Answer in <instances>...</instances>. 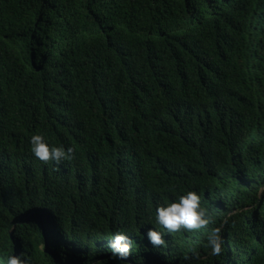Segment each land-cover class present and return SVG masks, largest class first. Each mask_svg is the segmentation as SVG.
Listing matches in <instances>:
<instances>
[{
  "label": "trees",
  "instance_id": "obj_1",
  "mask_svg": "<svg viewBox=\"0 0 264 264\" xmlns=\"http://www.w3.org/2000/svg\"><path fill=\"white\" fill-rule=\"evenodd\" d=\"M34 133L72 159L33 157ZM182 190L200 194L207 228L154 224ZM117 231L126 260L107 247ZM9 256L264 264V0H0V264Z\"/></svg>",
  "mask_w": 264,
  "mask_h": 264
},
{
  "label": "clouds",
  "instance_id": "obj_2",
  "mask_svg": "<svg viewBox=\"0 0 264 264\" xmlns=\"http://www.w3.org/2000/svg\"><path fill=\"white\" fill-rule=\"evenodd\" d=\"M29 149L33 157L42 162L52 161L59 164L62 161H69L73 156V148L63 145L55 146L50 144L44 135L34 133L28 137ZM154 224L167 232L194 231L205 229L212 222L208 215L207 208L201 204V196L195 190H182L174 199L165 204H158L155 207ZM227 221H224L226 223ZM223 224L219 227H212L206 238V247L210 249V255L217 256L222 252L224 244L221 235ZM163 233L149 228L146 232L148 242L153 245H163ZM112 257L116 261L126 260L129 255V237L120 231L111 235L107 241ZM196 253L193 252V256ZM187 259V256H185ZM7 264H30L28 258L20 256H9Z\"/></svg>",
  "mask_w": 264,
  "mask_h": 264
}]
</instances>
